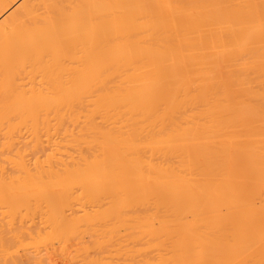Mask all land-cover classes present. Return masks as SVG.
Returning <instances> with one entry per match:
<instances>
[{
    "label": "bare ground",
    "instance_id": "bare-ground-1",
    "mask_svg": "<svg viewBox=\"0 0 264 264\" xmlns=\"http://www.w3.org/2000/svg\"><path fill=\"white\" fill-rule=\"evenodd\" d=\"M234 2L0 0V264H264Z\"/></svg>",
    "mask_w": 264,
    "mask_h": 264
},
{
    "label": "rangeland",
    "instance_id": "rangeland-1",
    "mask_svg": "<svg viewBox=\"0 0 264 264\" xmlns=\"http://www.w3.org/2000/svg\"><path fill=\"white\" fill-rule=\"evenodd\" d=\"M240 1H242V3H243V0H235V2H234V4H235V6L236 7H233V8H235V9H233V11L232 10H227V12H225V10L226 9H228L227 7V5H222V6H224L223 7V9H222V11L224 10V12L225 13H228V14H230V13H233L234 12V10H236V12H234V13H236L235 15H233V17L232 16H230V18H231V23H234L235 25H236V23H237V26H238V30H240V29H242V31H243V29H245V30H249L248 32L252 35V36H254V37H256V42L257 41H259V43L257 44L256 42H254V39L252 38V36L250 35V34H248V35H250V36H247L248 38L246 39V35H247V31H244L243 33L241 32H239V34H242V35H245V33H246V35L245 36H242V35H239V37H238V41L236 42L237 43V52L240 54H238L237 53V58H236V60H238V61H236V63L234 64L235 66L237 65V69H236V67H235V70H237L236 72L238 73H236L237 74V78H238V80H237V83H238V85H237V87H236V89H237V92H236V95H237V93H239L238 95L240 96V94H241V96L240 97H245L247 94L250 96V98H251V100H253V101H251L253 104H255V105H257V104H262V103H264V73H262V71L264 72V57H262V59H261V55H263L264 56V49H261V48H264V36H262V38L261 37H259V38H257V35H256V32H257V30H258V26H261L260 28L262 29V27L264 26V25H262V24H264V0H249L250 2H248V0H247V2L248 3H245V4H242V3H240ZM245 2H246V0H244ZM259 3H261V4H259ZM262 1V2H261ZM252 2V3H251ZM238 3V4H237ZM263 3V4H262ZM230 4V3H229ZM228 4V5H229ZM239 5L238 7H237V5ZM242 5V6H241ZM226 6V7H225ZM229 6H231V5H229ZM245 6V7H244ZM253 6H256V7H253ZM232 7V6H231ZM231 7H229L230 9H231ZM249 9H248V8ZM238 10H237V9ZM246 9H248V10H246ZM251 12H250V11ZM248 11V12H247ZM260 11V12H259ZM230 12V13H229ZM258 12V13H257ZM240 13H241V15L242 16H240ZM256 13V14H255ZM246 14V15H245ZM253 14V15H252ZM259 14V15H258ZM225 15V14H224ZM250 15V16H249ZM257 15V17L258 18H256L255 16ZM229 16V15H228ZM244 16H246V17H244ZM234 17L235 18H240V19H238L237 18V20L235 19L234 20ZM242 17H243V19H242ZM248 17H249V19H248ZM245 18V19H244ZM250 18H252V19H250ZM224 19H225V16H224ZM242 19V20H241ZM247 19V20H246ZM262 19V20H261ZM250 20V21H249ZM257 20H259V22H260V24H259V22L257 21ZM241 21V22H240ZM245 23H244V22ZM253 21V22H252ZM256 21V22H255ZM263 21V22H262ZM250 22V23H249ZM239 23H241V24H239ZM243 23V24H242ZM248 23H249V25H248ZM257 23V24H256ZM252 24H254V25H252ZM240 25H242V26H240ZM246 25V27H244ZM252 25V26H251ZM257 28V30H254V29H256ZM253 30V31H252ZM256 31V32H255ZM258 31H260V29L258 30ZM262 31H264V28H263V30ZM252 32V33H251ZM261 32V31H260ZM260 32H258V34L259 35H261L262 33H260ZM255 34V35H254ZM262 35H264V34H262ZM243 38H241V37ZM244 37H245V39H244ZM239 38H240V42H239ZM260 39V40H259ZM250 41V42H249ZM253 41V42H252ZM262 43H261V42ZM248 42V43H247ZM251 42L253 43V45L251 46L250 44H251ZM254 43H256L255 45H254ZM245 44V45H244ZM248 44V46H246ZM243 45L245 46V47H243ZM250 45V46H249ZM241 46V47H240ZM250 49H249V48ZM253 47V48H252ZM240 48V49H239ZM247 48V49H246ZM249 49V50H248ZM252 49V52H254V53H252L251 54V50ZM260 49V50H259ZM243 50V51H242ZM249 51V54H247V52ZM256 50V51H255ZM240 51V52H239ZM247 51V52H246ZM257 51H258V53H260V51H262V53H260L261 55H259L258 53H257ZM256 52V53H255ZM246 54V55H245ZM254 54L256 55L255 57H254ZM248 55V56H247ZM259 55V56H258ZM244 56L246 57V58H244ZM250 57V58H249ZM251 57H253V59L251 58ZM255 58H257V59H255ZM260 58V59H259ZM242 59V60H241ZM246 60V59H248V60H246V61H244V60ZM260 62H258V61ZM244 63H243V62ZM254 61V62H253ZM263 63H262V62ZM257 62V63H256ZM241 63H243V64H241ZM252 65H251V64ZM259 63V64H258ZM250 64V65H249ZM255 65V67L256 68H254V65ZM262 66H261V65ZM244 66V68L248 65L249 67H246L245 69H246V71H244V68H242L243 66ZM253 66V67H252ZM239 67V68H238ZM259 67V69H261V67L263 68L262 69V71L259 73V69H257ZM241 68L243 69V70H241ZM252 68V69H251ZM240 69V70H239ZM253 69H254V71H253ZM257 70V72H255L256 70ZM251 70V71H250ZM250 72L249 74H248V72ZM252 71H253V73H252ZM243 72H245V73H243ZM258 73V74H257ZM261 74V75H260ZM263 74V75H262ZM260 76V77H256V76ZM255 76V77H254ZM263 76V77H262ZM252 80H251V79ZM260 78V79H259ZM249 79V80H248ZM248 80V81H247ZM262 80V81H261ZM251 81V82H250ZM248 84H249V86H248ZM255 87H253L252 85ZM255 84H256V86H255ZM243 85V86H242ZM251 85V86H250ZM257 85H259V86H257ZM252 89H251V88ZM258 87V88H257ZM239 88H240V92L238 91L239 90ZM243 88V89H242ZM247 88H249V90L247 89ZM247 90H248V92H247ZM245 92V93H244ZM259 92V93H258ZM246 94V95H245ZM254 94V95H253ZM257 94V95H256ZM262 94V95H261ZM237 95V97H239ZM245 95V96H244ZM248 95L246 96V97H248ZM256 96H257V100H256ZM240 97H239V99L238 100H240ZM249 98V97H248ZM253 98V99H252ZM259 98V99H258ZM262 98V99H261ZM257 102H256V101ZM254 132H257L258 133V135H257V140H255L256 139V137H255V141L256 142H253L252 143V146H254V148H255V150H256V154H257V158L256 159H258V161H259V159H260V157H259V155L258 154H260V153H264V134H261V133H264V131L263 130H253ZM240 132L242 133V131L240 130ZM259 133H260V135H263V136H261V138H259ZM261 139V140H260ZM260 141V142H259ZM263 145V146H262ZM261 147H262V149H261ZM259 150V151H258ZM260 152V153H259ZM262 157V156H261ZM263 158V157H262ZM257 161V160H256ZM258 168H260V165H259V167H257L256 169H258ZM264 169V168H263ZM258 170H260V169H258ZM262 170V169H261ZM261 170H260V172H261ZM263 171V170H262ZM254 173V172H253ZM252 173V174H253ZM258 173V174H257ZM256 173V170H255V173L253 174V176H251L252 178V180H253V182H252V184H251V180L249 181V184H250V186L252 185L253 186V188H251V189H254L253 191H255L254 192V198H256V195H255V193L257 194V191L259 190V188L261 189V192H262V196H263V193H264V173L263 172H261L262 174H260L259 172H257ZM257 174V175H256ZM248 184V185H249ZM247 185V186H248ZM249 187V186H248ZM263 187V188H262ZM257 190V191H256ZM263 190V191H262ZM253 191H252V193H253ZM260 191V190H259ZM258 191V194H257V196L259 195L260 196V193L261 192H259ZM264 197V196H263ZM260 198V197H259ZM259 198H256V200H254L255 202H256V204H255V202H254V206L256 207H260V208H262L263 209V206H264V202H263V200L260 202V199ZM257 199H259L258 201H257ZM259 202V203H258ZM262 203V204H261ZM262 207H261V206ZM256 207V208H257ZM259 208V209H260ZM258 209V208H257ZM254 211H255V209H254ZM259 211V210H258ZM262 212V211H261ZM256 213V212H255ZM264 214V213H263ZM255 215H258V214H255ZM260 216V215H259ZM263 218V217H262ZM259 219V218H258ZM256 220V219H255ZM257 221V220H256ZM263 221V220H262ZM257 222H259V221H257ZM255 223V222H254ZM262 224V223H261ZM256 225H258V224H256ZM254 227V226H253ZM263 229H262V232L261 233H259V234H257V235H263V237H264V224H263ZM256 228H258L257 226H256ZM255 229V228H254ZM259 232V231H258ZM255 237V236H254ZM264 240V239H263ZM255 241V240H254ZM262 241V240H261ZM257 242L259 243V240H257ZM262 243L264 244V241H262ZM254 244H256V242H254ZM253 244V245H254ZM256 250H259L257 253H255V255L253 254V258H252V260L254 261V256H255V260H256V258H257V260L256 261H258L259 260V262H261V260H263L264 259V245L262 246L261 244H258V246L256 245V248L254 249V251L256 252ZM257 254H258V256L259 257H257ZM255 264H256V262H255ZM259 264H261V263H259Z\"/></svg>",
    "mask_w": 264,
    "mask_h": 264
}]
</instances>
